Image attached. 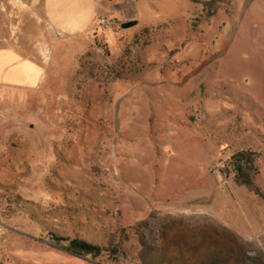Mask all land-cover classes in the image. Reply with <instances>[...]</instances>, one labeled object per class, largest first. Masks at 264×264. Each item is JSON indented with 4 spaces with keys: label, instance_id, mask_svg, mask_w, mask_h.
<instances>
[{
    "label": "rangeland",
    "instance_id": "obj_1",
    "mask_svg": "<svg viewBox=\"0 0 264 264\" xmlns=\"http://www.w3.org/2000/svg\"><path fill=\"white\" fill-rule=\"evenodd\" d=\"M35 1L0 0V47L48 67L0 81V264H264V200L221 173L254 151L264 190V0H100V45Z\"/></svg>",
    "mask_w": 264,
    "mask_h": 264
},
{
    "label": "crops",
    "instance_id": "obj_2",
    "mask_svg": "<svg viewBox=\"0 0 264 264\" xmlns=\"http://www.w3.org/2000/svg\"><path fill=\"white\" fill-rule=\"evenodd\" d=\"M107 12L108 6L100 0H46L44 4L47 21L54 32L59 34L54 45H59L70 37L81 35L94 40L97 24L101 18L107 16ZM3 41L10 44L0 47L1 82L33 89L46 81L45 68L48 67L25 57L21 45L7 39Z\"/></svg>",
    "mask_w": 264,
    "mask_h": 264
},
{
    "label": "trees",
    "instance_id": "obj_3",
    "mask_svg": "<svg viewBox=\"0 0 264 264\" xmlns=\"http://www.w3.org/2000/svg\"><path fill=\"white\" fill-rule=\"evenodd\" d=\"M219 1L221 0H211L209 3H207V6H209L211 9H214ZM99 29L107 31L103 28ZM98 37V34H96L95 42L97 45H100L101 43ZM104 37H107V34H104ZM259 159L260 154L254 151L245 150L238 152L234 154L225 164L221 170V173L226 179L232 175L234 177L235 183L239 187L246 188L250 193L264 200V190L256 183V179L260 173L258 165ZM51 237L58 244H66V250L80 258L98 259L108 252L106 248L94 243H90L84 239H69L55 234H52ZM111 254L114 256H120V252L117 249L112 250Z\"/></svg>",
    "mask_w": 264,
    "mask_h": 264
},
{
    "label": "built area",
    "instance_id": "obj_4",
    "mask_svg": "<svg viewBox=\"0 0 264 264\" xmlns=\"http://www.w3.org/2000/svg\"><path fill=\"white\" fill-rule=\"evenodd\" d=\"M114 25V22L108 20L106 17L99 20V28L110 30Z\"/></svg>",
    "mask_w": 264,
    "mask_h": 264
},
{
    "label": "water",
    "instance_id": "obj_5",
    "mask_svg": "<svg viewBox=\"0 0 264 264\" xmlns=\"http://www.w3.org/2000/svg\"><path fill=\"white\" fill-rule=\"evenodd\" d=\"M39 0H36L35 3H37ZM135 23H127V24H124L123 25V29H129L131 28L132 26H134Z\"/></svg>",
    "mask_w": 264,
    "mask_h": 264
}]
</instances>
